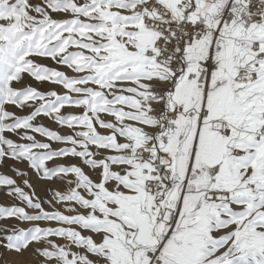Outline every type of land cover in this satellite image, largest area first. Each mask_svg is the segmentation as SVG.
I'll list each match as a JSON object with an SVG mask.
<instances>
[{
  "label": "snow or ice",
  "instance_id": "snow-or-ice-1",
  "mask_svg": "<svg viewBox=\"0 0 264 264\" xmlns=\"http://www.w3.org/2000/svg\"><path fill=\"white\" fill-rule=\"evenodd\" d=\"M0 192L31 264H264V0H0Z\"/></svg>",
  "mask_w": 264,
  "mask_h": 264
},
{
  "label": "rangeland",
  "instance_id": "rangeland-1",
  "mask_svg": "<svg viewBox=\"0 0 264 264\" xmlns=\"http://www.w3.org/2000/svg\"><path fill=\"white\" fill-rule=\"evenodd\" d=\"M44 123H48V121H44ZM55 127V125H52ZM11 163V162H10ZM21 167H25L24 165H21ZM3 171H8L7 168L3 169ZM33 182L35 184V187L37 189L38 194L41 196H44L45 193V187L43 183L37 182L35 176L32 177ZM0 203L8 204L10 201L7 200V198L3 195L2 192H0ZM24 227H27L28 225H22ZM33 260L32 254L27 253L24 256H17L14 252H7L3 249H0V264H31V261Z\"/></svg>",
  "mask_w": 264,
  "mask_h": 264
}]
</instances>
